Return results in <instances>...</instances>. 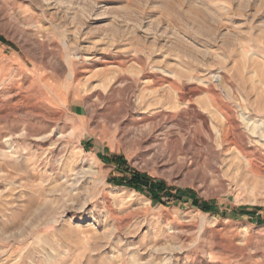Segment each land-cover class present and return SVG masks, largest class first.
Returning a JSON list of instances; mask_svg holds the SVG:
<instances>
[{"label": "rangeland", "instance_id": "rangeland-1", "mask_svg": "<svg viewBox=\"0 0 264 264\" xmlns=\"http://www.w3.org/2000/svg\"><path fill=\"white\" fill-rule=\"evenodd\" d=\"M263 219L264 0H0V264H264Z\"/></svg>", "mask_w": 264, "mask_h": 264}, {"label": "trees", "instance_id": "trees-1", "mask_svg": "<svg viewBox=\"0 0 264 264\" xmlns=\"http://www.w3.org/2000/svg\"><path fill=\"white\" fill-rule=\"evenodd\" d=\"M111 182H114V184L119 185V186H125L127 188L133 189L137 192H143L142 188L147 187L148 190V196L152 199H157L160 186H153L149 185L148 182L146 181L144 176L138 175V174H133L131 177L127 179H121V180H111ZM203 211H208L209 208L204 205L202 207ZM259 224H264V219L258 221Z\"/></svg>", "mask_w": 264, "mask_h": 264}, {"label": "bare ground", "instance_id": "bare-ground-1", "mask_svg": "<svg viewBox=\"0 0 264 264\" xmlns=\"http://www.w3.org/2000/svg\"><path fill=\"white\" fill-rule=\"evenodd\" d=\"M260 127V126H259ZM252 132V131H251ZM253 134V133H252ZM262 139V138H261Z\"/></svg>", "mask_w": 264, "mask_h": 264}]
</instances>
